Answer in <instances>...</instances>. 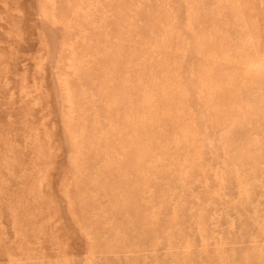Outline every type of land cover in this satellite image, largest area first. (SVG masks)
I'll return each mask as SVG.
<instances>
[{
	"label": "rangeland",
	"instance_id": "374dc122",
	"mask_svg": "<svg viewBox=\"0 0 264 264\" xmlns=\"http://www.w3.org/2000/svg\"><path fill=\"white\" fill-rule=\"evenodd\" d=\"M0 264H264V0H0Z\"/></svg>",
	"mask_w": 264,
	"mask_h": 264
}]
</instances>
